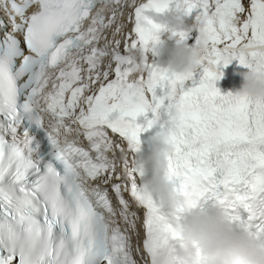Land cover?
<instances>
[{
  "label": "snow or ice",
  "instance_id": "obj_1",
  "mask_svg": "<svg viewBox=\"0 0 264 264\" xmlns=\"http://www.w3.org/2000/svg\"><path fill=\"white\" fill-rule=\"evenodd\" d=\"M0 11V264H171L162 239L176 225L136 156L156 126L173 130L168 180L186 207L213 200L264 237V97L217 87L233 61L264 71V0H0ZM194 12L208 41L199 81L146 56L121 86L129 51L156 53L169 32L159 18ZM141 227L143 254L131 243Z\"/></svg>",
  "mask_w": 264,
  "mask_h": 264
},
{
  "label": "clouds",
  "instance_id": "obj_2",
  "mask_svg": "<svg viewBox=\"0 0 264 264\" xmlns=\"http://www.w3.org/2000/svg\"><path fill=\"white\" fill-rule=\"evenodd\" d=\"M159 21L170 33H199V43L195 46H190L179 36H172L176 43L167 51L164 66L184 75L195 73L201 67V52L208 46L206 18L195 20L190 25L182 15L160 17ZM146 56L148 53L140 48L129 51V63L121 86H127L130 78L144 69ZM235 94L264 97V71L249 68ZM172 135V128L154 135L153 151L145 162V175L149 171L152 173L146 185L169 209L168 215L176 225L178 235L162 239V245L171 248V264H264V237H257L244 225L234 222L222 204L211 208L201 204L186 207L183 196L168 180V158L175 151L170 140ZM186 211L190 212V217L184 216Z\"/></svg>",
  "mask_w": 264,
  "mask_h": 264
}]
</instances>
